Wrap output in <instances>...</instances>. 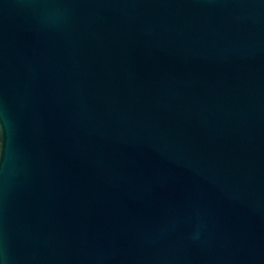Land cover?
<instances>
[{"label": "water", "instance_id": "1", "mask_svg": "<svg viewBox=\"0 0 264 264\" xmlns=\"http://www.w3.org/2000/svg\"><path fill=\"white\" fill-rule=\"evenodd\" d=\"M5 264H264V0H0Z\"/></svg>", "mask_w": 264, "mask_h": 264}, {"label": "clouds", "instance_id": "2", "mask_svg": "<svg viewBox=\"0 0 264 264\" xmlns=\"http://www.w3.org/2000/svg\"><path fill=\"white\" fill-rule=\"evenodd\" d=\"M3 117L0 116V120H2ZM5 144V130L3 124H0V151L3 150ZM0 264H5L3 259H0Z\"/></svg>", "mask_w": 264, "mask_h": 264}]
</instances>
